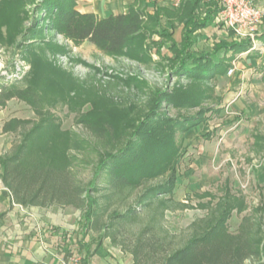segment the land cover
Wrapping results in <instances>:
<instances>
[{
	"label": "rangeland",
	"instance_id": "rangeland-1",
	"mask_svg": "<svg viewBox=\"0 0 264 264\" xmlns=\"http://www.w3.org/2000/svg\"><path fill=\"white\" fill-rule=\"evenodd\" d=\"M78 1L0 0V88L22 92L0 105L4 156L32 137L43 155L68 166L88 187L102 157L127 147L126 140L140 130L130 157L140 158L143 167L137 173L143 184L111 199L95 194L103 221L135 206L145 190L171 183L163 224L177 238L175 245L185 244L190 226L219 210L229 196L243 200L229 220L230 232L237 233L245 217L264 221V154L253 148V136L264 135V89L256 87L254 75L238 84L245 60L222 48L249 40L223 29L216 16L223 33L206 37L200 30L190 35L196 43L185 48L179 42L185 0L163 15L145 13L140 35L120 54L109 55L61 30L59 9H77ZM215 5L220 4L205 0L197 22ZM263 31L264 20L257 36ZM208 56L224 59L223 65L200 78L201 58ZM202 113L208 120L189 127V118ZM154 116L178 125H163ZM45 209L70 214L83 234L91 228L86 207ZM94 235L90 239H107L104 230Z\"/></svg>",
	"mask_w": 264,
	"mask_h": 264
},
{
	"label": "trees",
	"instance_id": "trees-1",
	"mask_svg": "<svg viewBox=\"0 0 264 264\" xmlns=\"http://www.w3.org/2000/svg\"><path fill=\"white\" fill-rule=\"evenodd\" d=\"M203 0H187L183 6L186 24L181 34L180 44L189 49L195 43L190 38L201 28L211 25L222 8L219 5L209 7L202 21L197 22L198 10ZM58 19L61 30L75 40H87L109 55H118L129 41L140 35L144 28L145 13L131 9L126 15L120 14L106 19H99L93 13H80L75 8L59 9ZM251 42L224 44L226 54H241L251 49ZM203 59L204 71L200 78L212 68L223 65L214 57ZM219 73L217 70L214 71ZM190 74V73H189ZM205 79V78H204ZM22 92H6L0 88V105L20 96ZM155 114V112H154ZM160 116V115H159ZM163 125H175L174 121L159 119ZM205 114L189 118V127H197L206 122ZM153 121L150 119L147 123ZM158 122V121H156ZM7 124L4 131H11ZM178 125V124H177ZM175 125V127H177ZM135 132L126 142L127 147L107 152L96 167L94 177L88 187L79 183L68 166L53 163L38 150L37 142L32 137H24L22 143L13 152L0 158V178L12 195L13 201L23 207L50 208L52 206L87 208L85 219L92 230L101 232L103 238L119 246L123 252L132 255L133 264H264V221L245 217L237 233L229 231V220L242 199L228 197L219 210L206 218L194 222L189 231L190 238L183 245H175V236L164 227L165 213L170 208L174 184L159 185L144 191L135 206L125 212L114 213L106 221L98 214L95 194L111 199L126 189L142 185V176L138 170L143 167L140 158L133 159L130 153L139 142ZM138 162V164H137ZM242 201V202H241ZM238 205H237V204ZM145 217L146 221L142 222ZM138 226L136 232L129 228Z\"/></svg>",
	"mask_w": 264,
	"mask_h": 264
},
{
	"label": "crops",
	"instance_id": "crops-1",
	"mask_svg": "<svg viewBox=\"0 0 264 264\" xmlns=\"http://www.w3.org/2000/svg\"><path fill=\"white\" fill-rule=\"evenodd\" d=\"M78 2L77 10L80 13H93L99 19L126 15L131 9L141 10L150 15L154 13L163 15L170 9L167 0H79ZM254 2L264 6V0H254ZM204 16L205 14L199 17L201 21ZM198 31L207 35L206 37L212 33H223L215 21ZM179 38L181 39V36ZM257 42L261 45L258 49L251 48L238 54L245 60L242 80L240 79L238 84L243 85L249 75H254L257 76L254 79L256 87L264 89V31L257 36ZM252 52L254 54H251ZM253 141L254 152L259 156L264 154V135L255 134ZM4 152L5 146L0 139V158ZM90 234L94 237V230L90 229L83 234L70 214L52 213L50 209L23 207L16 204L0 178V264H71L72 258H79L78 264H133L132 255L123 252L109 238L95 241L94 238L90 239Z\"/></svg>",
	"mask_w": 264,
	"mask_h": 264
},
{
	"label": "built area",
	"instance_id": "built-area-1",
	"mask_svg": "<svg viewBox=\"0 0 264 264\" xmlns=\"http://www.w3.org/2000/svg\"><path fill=\"white\" fill-rule=\"evenodd\" d=\"M175 8L182 5L185 0H167ZM220 4L222 10L218 21L228 31L242 40H249L255 46L257 31L263 24L264 6L255 4L254 0H212ZM253 48L257 49V46ZM234 73V69L228 72ZM71 264H78L79 258H72Z\"/></svg>",
	"mask_w": 264,
	"mask_h": 264
}]
</instances>
